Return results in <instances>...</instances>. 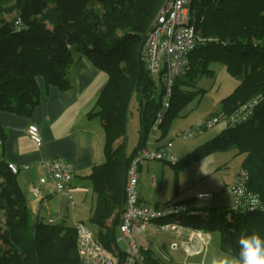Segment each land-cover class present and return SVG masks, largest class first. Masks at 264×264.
<instances>
[{
  "label": "trees",
  "instance_id": "1",
  "mask_svg": "<svg viewBox=\"0 0 264 264\" xmlns=\"http://www.w3.org/2000/svg\"><path fill=\"white\" fill-rule=\"evenodd\" d=\"M189 1L196 45L179 76L191 75L196 52L222 51L227 57V72L238 85L212 116L220 118L213 126H221L220 133L187 155L186 161L194 163L209 154L236 148L238 155H244L241 170L247 174L246 192L259 204L256 208L244 204L238 211L233 204L220 212L194 207L201 217L179 216L174 221L186 223L181 226L190 230L217 232L220 251L235 254L241 234L256 233L264 238V0ZM164 2L39 0L36 6L33 0H0V112L31 116L42 95L37 80H43L44 93L51 87L65 91L72 86L70 70L80 59L108 78L95 112L90 113L102 123L104 162L92 167L86 179L95 202L89 229L117 264L124 258L116 240L125 207L127 166L150 142L162 107V75L151 74L140 53L150 22ZM199 62L205 65L199 75H211L206 69L208 60ZM177 78L169 107L157 126L161 136L167 130L162 128L164 123L191 100L186 88L192 78ZM253 101L257 105L251 118L230 123L231 116ZM131 106L137 108L139 117L138 142L127 155ZM5 139L0 126V236L5 244L0 246V264H82L76 227L63 222H30L17 174L9 170L3 157ZM143 255L146 264H162L146 251Z\"/></svg>",
  "mask_w": 264,
  "mask_h": 264
},
{
  "label": "crops",
  "instance_id": "2",
  "mask_svg": "<svg viewBox=\"0 0 264 264\" xmlns=\"http://www.w3.org/2000/svg\"><path fill=\"white\" fill-rule=\"evenodd\" d=\"M69 78L72 83L69 89L60 91L56 87H51L46 93L43 92V80L39 78L37 82L42 92L40 103L29 117L0 112V126L4 128L6 134L3 157L7 164H13L18 168V183L26 197L29 218L32 219V222H63L66 225L72 219L75 210L88 209L91 215L94 208V196L86 177L92 167L104 162L105 136L100 119L98 116H90V113L95 112L96 101L107 86L108 78L105 73L86 59H80L74 64L70 70ZM30 125L35 126L39 132L42 142L40 147H37L27 135ZM216 127L218 126L213 127L212 130ZM167 133L165 132L161 136L160 130L153 132L147 148L164 150L168 146L165 145ZM219 133L220 131L215 132L207 141ZM200 134L197 133L191 139H197ZM217 153L203 157L190 167L203 177L214 174L219 169L216 167L214 158ZM179 154L177 151L178 157ZM51 160H63L74 166V178L71 184L73 188L72 202L55 191L53 181L48 180L44 185L40 184L39 180L45 175L44 163ZM139 167L138 174L140 173ZM151 186L152 188L157 186L153 178ZM199 193L207 192L194 191L191 198L181 199L178 195L179 191H176L175 199L158 200L153 207L158 208L172 202H190L196 208L208 207L207 205L201 206L200 203L208 202L211 198L205 201L195 200V196ZM228 193H230L229 190ZM137 196L139 201L147 206L145 193L138 191ZM87 199L90 201L89 203H87ZM230 205L232 206L231 203ZM181 216L189 217L188 214ZM77 222L74 227L82 224L81 221ZM209 234L203 233L201 236L208 239ZM200 242L201 237L200 240H189L188 242L185 240L183 243L190 250L192 248L193 251H196L197 246L203 245Z\"/></svg>",
  "mask_w": 264,
  "mask_h": 264
},
{
  "label": "rangeland",
  "instance_id": "3",
  "mask_svg": "<svg viewBox=\"0 0 264 264\" xmlns=\"http://www.w3.org/2000/svg\"><path fill=\"white\" fill-rule=\"evenodd\" d=\"M93 1L96 4V0ZM33 2L36 6H39V0H33ZM204 58L208 60L206 69L210 71L209 74L211 75L209 76L199 75L201 74L200 71L205 67L204 64H200L199 59L203 60ZM194 60L191 75L188 76L182 73L177 78V81L186 80L189 77L192 78L189 81L190 86L186 88L191 100L176 116L170 117L162 127L163 129L167 128L166 133L168 132L167 136H165V138L167 137L165 145H170L172 152L179 162L175 166L164 161L142 163L139 165L140 179L138 180L136 190L139 193H145L146 204L150 207H153L158 200L175 199L176 191H179L178 195L181 199L191 198L194 191L207 192L200 194H208L211 200L202 202L200 205H207L220 212L230 207V203L232 205L235 203V196L230 192V189L235 182L237 174L242 169L241 164L244 155H238L237 149L234 147H229L225 151L218 152L214 158L216 167L219 169L207 177L200 176L198 172H195L194 168L190 167L194 163H187L189 161H186V159L188 158L187 154L192 153L193 150L213 136L215 132L220 131L221 126L207 131L204 128L205 122L220 110L223 100L237 87L238 81L227 72L228 64L225 61L227 60L225 52L203 50L196 52ZM200 90L202 93H199ZM138 126L139 117L137 108L131 106L127 118L126 154L131 153L137 143ZM159 130L160 127L155 131L158 132ZM190 130L201 131L200 137H197V139H184V134ZM177 151L180 153L179 157L177 156ZM152 178L157 184L156 187H153L154 189L151 186ZM228 190L230 193H228ZM89 202L87 199V203ZM174 203L176 202L168 204ZM90 216L88 209L75 210L72 219L66 225L73 227L75 223H78L77 221H81L84 226L91 228L89 222ZM175 219L176 217L155 221L145 229L143 234L136 235L135 241L142 248V252H148L152 258L162 264H202L205 257L211 258L213 255L223 253L219 249L220 237L217 232L208 233L210 237L206 239L201 235L207 232L195 229L187 230V228L180 226L185 223L174 221ZM30 222H32V219H30ZM173 223H177L181 230L173 231L166 228L167 225ZM191 231H193L192 241L200 240L201 237L200 243L203 245L197 246L196 251H193L191 248L192 251L190 250L189 253H186L183 242L190 240ZM0 246L5 247L1 236ZM119 246L121 248L120 251H123V244L119 243Z\"/></svg>",
  "mask_w": 264,
  "mask_h": 264
},
{
  "label": "built area",
  "instance_id": "4",
  "mask_svg": "<svg viewBox=\"0 0 264 264\" xmlns=\"http://www.w3.org/2000/svg\"><path fill=\"white\" fill-rule=\"evenodd\" d=\"M189 4V0H165L146 31L142 43L140 53L142 63L151 74L161 73L162 75V107L152 128L153 132L162 122V115L169 107L175 80L188 66V57L196 45V30L191 22ZM256 105L257 101H253L242 106L231 116L230 123L247 121L254 115ZM219 119L217 116L208 119L204 128H212ZM197 133L201 131L190 130L184 134V139L189 140ZM27 135L37 147L41 146V138L35 126H28ZM153 161H164L175 166L179 160L172 152L170 145L164 150H151L146 145L129 161L125 182V207L120 217L119 236L116 240L119 250L121 249L119 243L124 245L122 251L124 258L121 264H146L142 248L137 245L135 236L143 234L153 222L177 218L182 214H188L190 218L202 216L201 212L194 210L192 203H174L155 208L139 201L136 193L139 180L138 167L144 162ZM8 168L13 174H18L17 166L8 164ZM44 169L45 175L39 180L40 184L44 185L48 180L53 181L55 191L72 202L71 184L74 178V166L63 160H51L44 163ZM246 182L247 174L240 170L230 189L235 196V211L241 209L244 204L250 208H256L259 204L254 195L246 192ZM195 199L205 201L210 199V196L199 193ZM166 228L173 231L181 230L177 223L169 224ZM192 235L191 231L190 241L193 239ZM76 247L82 264H117L114 258L99 245L93 232L83 224L76 226ZM185 251L190 252L188 246H185Z\"/></svg>",
  "mask_w": 264,
  "mask_h": 264
},
{
  "label": "clouds",
  "instance_id": "5",
  "mask_svg": "<svg viewBox=\"0 0 264 264\" xmlns=\"http://www.w3.org/2000/svg\"><path fill=\"white\" fill-rule=\"evenodd\" d=\"M238 252L205 257L202 264H264V238L256 233L241 234L237 239Z\"/></svg>",
  "mask_w": 264,
  "mask_h": 264
}]
</instances>
